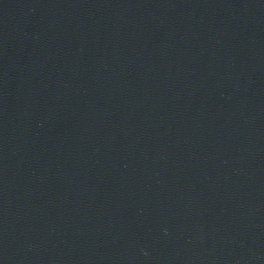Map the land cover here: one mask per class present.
<instances>
[{
    "label": "water",
    "instance_id": "1",
    "mask_svg": "<svg viewBox=\"0 0 264 264\" xmlns=\"http://www.w3.org/2000/svg\"><path fill=\"white\" fill-rule=\"evenodd\" d=\"M0 264H264V0H0Z\"/></svg>",
    "mask_w": 264,
    "mask_h": 264
}]
</instances>
